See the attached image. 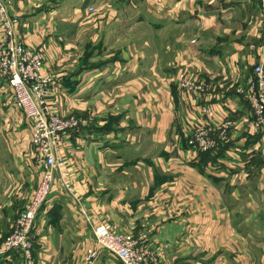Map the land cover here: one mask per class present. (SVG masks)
Segmentation results:
<instances>
[{
	"label": "crops",
	"instance_id": "1",
	"mask_svg": "<svg viewBox=\"0 0 264 264\" xmlns=\"http://www.w3.org/2000/svg\"><path fill=\"white\" fill-rule=\"evenodd\" d=\"M2 1L19 18V40L44 49L52 109L89 120L56 146L51 193L33 228L39 264H80L103 223L145 230L157 264H264V134L247 102L253 67L264 65L259 2L126 0L137 19L124 20L90 0L97 19L84 21L89 0ZM140 23L161 36L115 31ZM181 69L202 90L182 89ZM205 105L212 136L225 120L234 127L217 153L196 154L185 140ZM29 125L0 82V240L40 179ZM98 252L93 264H122ZM0 264L18 262L0 254Z\"/></svg>",
	"mask_w": 264,
	"mask_h": 264
},
{
	"label": "built area",
	"instance_id": "2",
	"mask_svg": "<svg viewBox=\"0 0 264 264\" xmlns=\"http://www.w3.org/2000/svg\"><path fill=\"white\" fill-rule=\"evenodd\" d=\"M258 1L262 5L264 15V0ZM18 25V16L9 14L6 3L0 0V82L11 88L15 106L29 120V134L36 150V161L41 175L29 201L19 211L10 233L4 238L0 254L9 256L17 253L21 264H34L32 260L34 258V222L51 193L53 171L59 159L56 146L64 134L74 133L87 127L89 120L78 115L55 112L52 109L49 98L53 79L50 75L41 74L44 49L40 46L33 49L25 46L17 36ZM179 78L182 89L202 90L201 85L186 78L184 73ZM248 93L247 101L252 120L257 125L256 129L264 132V65L262 62L253 67V77L249 80ZM212 114L210 106L201 107L198 113L201 121L191 129L193 136L189 142L194 143L200 152H210L217 145L215 139H210L211 136L208 135L211 134V129L205 125ZM232 124L233 121L228 119L220 125L226 129ZM65 186L70 189L69 184ZM93 234L95 244L86 250L80 264H93L99 254V247L122 264H151L153 260L154 254L144 245L145 234H141L142 237L131 233H121L112 223L98 225L93 229Z\"/></svg>",
	"mask_w": 264,
	"mask_h": 264
},
{
	"label": "rangeland",
	"instance_id": "3",
	"mask_svg": "<svg viewBox=\"0 0 264 264\" xmlns=\"http://www.w3.org/2000/svg\"><path fill=\"white\" fill-rule=\"evenodd\" d=\"M138 2H141V0L139 1L138 0ZM257 2H259L258 0H257ZM92 2L89 0L88 2H87V4H86V6H88L89 4V6H88V10H89V13L88 14H86V15H83V19H84V21H92V20H95L96 21V19H97V15L98 14H96L97 12V9H95L93 6L94 5H92L91 4ZM124 3H127L126 2V0H99V3H97L95 6H97V7H102V8H100L101 10H102V12L103 13H106V16H110V18H112V17H116V18H120V19H124V20H134L133 18H136V17H134V10L135 9H130V8H128L127 7V5L125 4V7L122 5V4H124ZM81 4H85V1H82L81 2ZM109 4H111L112 6H116V7H113L114 9H106V5H109ZM92 5V6H91ZM259 8H260V10L262 11V20H261V24H262V35L264 36V22H263V20H264V15H263V10H262V5L259 3ZM108 10H110V13H108ZM85 10H83L82 12H84ZM96 12V13H95ZM90 13H95V14H90ZM108 13V14H107ZM102 18H104V17H102ZM81 20L80 21H82V17L80 18ZM105 19V18H104ZM137 19V18H136ZM109 22H110V19L108 20ZM96 28H93V27H90L88 30H86L85 31V35L86 36H88V37H90L92 34L94 35V32H96ZM134 31V32H136L135 33V36L137 37V39H138V41L139 40H142L145 36H148V35H151V36H153V37H157V38H159L160 36H161V31H156V30H153V32H149V34H147L148 33V31H149V28H148V25H146V24H144V23H140V24H138V26H137V28L136 29H129V28H123V27H118L117 29H115V31L117 32V31H120V32H123V31ZM113 31H114V29H112V28H108L107 29V32L108 33H113ZM84 33V32H83ZM122 35H127L126 33H122ZM264 45V44H263ZM41 47V46H40ZM153 47L155 48V47H160V43H159V40H154V42H153ZM30 48V47H29ZM43 48V47H42ZM139 48V47H138ZM33 49V48H32ZM140 51L141 52H143V49L141 48L140 49ZM184 73V75L186 76V78H187V73H186V70H184V69H181L178 73H176V79L178 80L177 82L179 83V86H180V75L182 74V73ZM248 92H247V97H248ZM248 102V101H247ZM248 104H249V102H248ZM66 115H78V113H69V114H66ZM212 116H213V114H212ZM86 118V117H85ZM211 119H213L212 117H211ZM252 119H253V117H252ZM210 120V119H209ZM222 123V122H221ZM221 123H219V124H217V126L218 127H215L214 128V130H215V136H212V134H208L209 136H211L210 137V139H215V141L217 142V144L219 143V144H223V143H225L227 140L229 141V137H230V132H231V129L234 127V125L232 124L231 126H229L228 128H226V129H224V128H222V127H224L223 125H220ZM251 126L253 127V129L256 131V132H258V133H260V134H264V132L263 131H260V130H258V129H256L257 128V125H256V123L253 121V120H251ZM220 125V126H219ZM224 129V130H222V129ZM192 129V128H191ZM191 129H189V131L190 132H188L187 134L188 135H186L187 137H186V140H185V143H186V145H187V147H190L191 149H192V152L193 153H196V154H202V153H207V152H200V150L196 147V145L194 144V143H190L189 141H190V138L193 136V134H192V131H191ZM221 129V130H220ZM224 131V132H223ZM222 132H223V135H222ZM217 145H216V147H214L211 151H210V153H217ZM232 163V162H231ZM233 165V164H232ZM30 199V198H29ZM29 199L26 201V202H28L29 201ZM26 204V203H25ZM25 204L22 206V207H20L19 209H18V211L16 212V215L14 216V218H13V220H12V224L14 223V221H15V218H16V216H17V214L19 213V211L25 206ZM11 231V230H10ZM10 231L8 232V234L10 233ZM139 232H142L141 234H146L147 232L145 231V230H141V231H139ZM139 232H126V233H131V234H134V235H136V236H142ZM7 234V235H8ZM6 237V236H5ZM4 237V238H5ZM143 237V236H142ZM4 238L2 239V240H0V249H1V246H3V241H4ZM102 250H104V249H102ZM12 256H14L15 258H16V260H17V262H18V264H21V260H20V258H19V256L17 255V253H13L12 254ZM114 257V256H113ZM115 258V257H114ZM33 260V263L34 264H39V261L36 259V256L34 255V258L32 259ZM100 260H103V257L102 258H100ZM119 261V260H118ZM120 262V261H119ZM157 264L158 263V260H157V258L155 257V255H153V260H152V262H151V264Z\"/></svg>",
	"mask_w": 264,
	"mask_h": 264
}]
</instances>
